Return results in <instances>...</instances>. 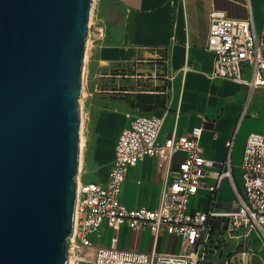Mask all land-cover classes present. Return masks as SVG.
Returning a JSON list of instances; mask_svg holds the SVG:
<instances>
[{
    "label": "crops",
    "instance_id": "obj_1",
    "mask_svg": "<svg viewBox=\"0 0 264 264\" xmlns=\"http://www.w3.org/2000/svg\"><path fill=\"white\" fill-rule=\"evenodd\" d=\"M257 3L263 12L262 25L259 28L256 26L251 0L255 27L260 29L264 22V0H257ZM236 7L248 12V0H92L91 23L85 51L89 66L96 65L99 69L106 70L111 65H118L131 69V77L135 81L151 84L149 90H142V85H139V90L131 92L139 105L150 107V112L133 109L127 112L163 116L160 141L173 133L182 135L189 133L194 127H202L200 145L204 155L215 162L207 183L214 181L217 172L221 170L220 164L226 158V142L234 134V154L238 166L248 135L264 134V88L251 89L248 85L231 79L211 76L214 54L206 48L210 14L216 11L229 18L247 19L249 12L247 15L240 13L235 10ZM125 77L127 76L119 75L116 78H121L117 80L121 83ZM127 112L124 113L122 123L116 121L114 125L113 119H106L98 124L100 138L95 142L94 159L99 164L97 168L100 173L97 180L81 178L80 181H107L116 138L124 125ZM104 135L110 137L105 150ZM86 137L90 138L89 132ZM182 156L178 154L170 168L159 166L157 160L151 157H146L129 168L122 186L123 204L130 208H157L161 189L164 183L171 182L177 175L176 170ZM236 182L239 184V176ZM132 190L136 198L127 201V194ZM205 195L207 191L202 189L194 200L201 203L202 208L206 207ZM233 199L234 192L230 181L226 179L216 194V208L220 211L235 209L236 203ZM108 231L111 235V231ZM126 231L133 232L127 227L119 231V246L122 248L125 247L121 236ZM238 231L230 238L239 239V243L247 242L248 237L255 233L245 236L243 230L240 233ZM142 233L153 237L149 231ZM162 236H169L175 241L182 240L167 234ZM160 239L153 246L157 252L180 253L159 251ZM260 243V252L243 248L234 251L224 262L227 260L232 264H240L247 261L254 264L257 258L263 260L262 238ZM238 258L240 261L235 263L234 260Z\"/></svg>",
    "mask_w": 264,
    "mask_h": 264
},
{
    "label": "water",
    "instance_id": "obj_2",
    "mask_svg": "<svg viewBox=\"0 0 264 264\" xmlns=\"http://www.w3.org/2000/svg\"><path fill=\"white\" fill-rule=\"evenodd\" d=\"M92 0H0V264H68Z\"/></svg>",
    "mask_w": 264,
    "mask_h": 264
},
{
    "label": "built area",
    "instance_id": "obj_3",
    "mask_svg": "<svg viewBox=\"0 0 264 264\" xmlns=\"http://www.w3.org/2000/svg\"><path fill=\"white\" fill-rule=\"evenodd\" d=\"M248 12L247 19L229 18L216 11L210 14L206 48L214 54L211 76L231 79L251 89L264 88V22L261 29L255 27L251 0ZM163 125V116L127 112L116 138L107 181H78L68 264H200L207 258L205 244L212 225L220 219L229 236L242 228L245 236L255 232L264 241V134L248 135L238 166L239 184L234 178L232 154L236 134L226 142L221 170L214 181L207 183L215 162L204 155L200 145L202 127L182 135L173 133L160 141ZM178 154L183 156L177 175L164 183L157 208L123 204L122 186L129 168L146 157L170 168ZM226 179L234 192L236 208L220 211L216 194ZM202 189L207 191L206 207L195 208L194 200ZM123 227L135 233L149 231L154 243L164 234L181 238L184 249L161 253L156 247L151 251L122 248L119 231ZM224 264L232 263L226 260Z\"/></svg>",
    "mask_w": 264,
    "mask_h": 264
},
{
    "label": "rangeland",
    "instance_id": "obj_4",
    "mask_svg": "<svg viewBox=\"0 0 264 264\" xmlns=\"http://www.w3.org/2000/svg\"><path fill=\"white\" fill-rule=\"evenodd\" d=\"M254 15L256 18V26L259 28L262 25L263 12L258 7L257 0H252ZM236 11L248 14L243 8H235ZM261 29V28H260ZM119 75L127 76L124 81L118 82L121 78H116ZM131 69L122 68L118 65H111L106 70L99 69L96 65L89 66L87 56H85L84 67L82 72V91L83 95L79 99L80 116L82 120L81 131L84 137V146L80 149V161L78 178L87 180H97L98 172L97 162L94 159L95 142L100 138L97 132L98 124L106 119H113L112 124L116 121L122 123L124 113L130 109L140 112H150V107L139 105L132 97V91L139 90L138 86L142 85L141 89H151L149 82H137L131 77ZM122 91H129L123 92ZM116 117V119H114ZM120 117V118H119ZM111 123V122H110ZM109 123V124H110ZM110 126V125H109ZM89 129V131H88ZM88 132L90 138L87 139ZM110 140L109 136L103 137V150H105L106 142ZM233 165L234 178L237 181L239 176L238 162L234 154L233 147ZM136 198L134 190L127 194L126 200L131 201ZM156 200V199H155ZM235 201V199H233ZM201 203L194 202V207L203 209ZM243 230L240 228L238 233ZM237 234V232H236ZM104 236V235H103ZM123 246L130 249H138L141 251H150L153 249L154 240L148 233H135L126 231L121 236ZM247 239V238H246ZM263 240V236H262ZM97 241V239H95ZM261 238L252 233L248 237L247 242L239 243V239H231L229 234L223 229V225H219L218 229L212 230L208 242L205 244L207 258L200 264H224V260L235 251L243 248H251L255 253L260 252ZM105 244V236L102 239ZM184 244L182 240H171L169 236H162L159 241V251H174L182 252ZM264 251V249H263ZM263 253V252H261ZM240 258L234 262H239ZM254 264H264V258H257Z\"/></svg>",
    "mask_w": 264,
    "mask_h": 264
},
{
    "label": "trees",
    "instance_id": "obj_5",
    "mask_svg": "<svg viewBox=\"0 0 264 264\" xmlns=\"http://www.w3.org/2000/svg\"><path fill=\"white\" fill-rule=\"evenodd\" d=\"M223 224V220H218V221H215L214 223H213V225H212V230H216V229H218V226L219 225H222ZM211 230V231H212Z\"/></svg>",
    "mask_w": 264,
    "mask_h": 264
},
{
    "label": "bare ground",
    "instance_id": "obj_6",
    "mask_svg": "<svg viewBox=\"0 0 264 264\" xmlns=\"http://www.w3.org/2000/svg\"><path fill=\"white\" fill-rule=\"evenodd\" d=\"M90 23H91V19H90ZM82 95H83V91H82ZM81 137H82V131H81ZM83 146H84V137L80 139V149H82ZM80 165H81V161H80ZM78 181H80V178H78Z\"/></svg>",
    "mask_w": 264,
    "mask_h": 264
}]
</instances>
